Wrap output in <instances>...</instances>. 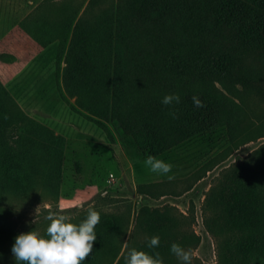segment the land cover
Listing matches in <instances>:
<instances>
[{
    "label": "trees",
    "instance_id": "trees-1",
    "mask_svg": "<svg viewBox=\"0 0 264 264\" xmlns=\"http://www.w3.org/2000/svg\"><path fill=\"white\" fill-rule=\"evenodd\" d=\"M24 22L42 43L57 38L65 48L64 91L100 126L114 125L128 153L157 157L187 143H221L196 175L264 136V0H41ZM167 94L180 102L162 104ZM62 156V135L27 116L0 82V264H16L18 210L57 202ZM217 173L202 200L215 264H264V141ZM165 184L139 183L138 195L155 198ZM117 206H94L101 221L82 264H124L132 248L181 264L171 244L192 252L201 241L193 216L172 213L169 204ZM153 236L160 245L149 249Z\"/></svg>",
    "mask_w": 264,
    "mask_h": 264
},
{
    "label": "rangeland",
    "instance_id": "rangeland-1",
    "mask_svg": "<svg viewBox=\"0 0 264 264\" xmlns=\"http://www.w3.org/2000/svg\"><path fill=\"white\" fill-rule=\"evenodd\" d=\"M40 1L0 0V82L27 116L63 137L57 202L37 201L18 210L19 234L40 231L48 209L73 217L89 205L115 209L130 201L134 206L146 204L161 210L169 204L172 213L193 216L190 226L202 236L192 251V264H215L214 243L208 245L211 239L202 223L204 192L224 164L241 159L264 141V136L240 146L222 162L196 175L195 168L222 144L204 148L200 143H187L155 157L173 165L169 175H174V180L151 172L144 163L145 154L123 149L114 125L105 122V128L100 126L93 115L77 106L74 96L64 91L60 72L65 48L59 46L57 38L42 43L39 34L22 23ZM153 181L166 183L168 191L155 198L140 197L137 184ZM81 203L84 207H77Z\"/></svg>",
    "mask_w": 264,
    "mask_h": 264
},
{
    "label": "clouds",
    "instance_id": "clouds-1",
    "mask_svg": "<svg viewBox=\"0 0 264 264\" xmlns=\"http://www.w3.org/2000/svg\"><path fill=\"white\" fill-rule=\"evenodd\" d=\"M178 94H167L162 98V104L168 106L180 102ZM195 107H204L197 96L192 97ZM173 118H177L172 112ZM145 165L153 173L167 176L174 180V175H169L173 165L164 160L148 156ZM83 208L81 203L77 205ZM49 221L44 233L30 230L20 233L15 237L11 252L16 264H82L93 252L94 242L97 239L96 227L101 221V215L93 205H89L86 216L80 222H73V218L63 212L48 209L45 217ZM159 236H153L148 242L149 249L158 248ZM170 252L181 264H192L193 254L181 245L172 243ZM124 264H163L159 252L149 253L145 250L132 248L126 251Z\"/></svg>",
    "mask_w": 264,
    "mask_h": 264
}]
</instances>
